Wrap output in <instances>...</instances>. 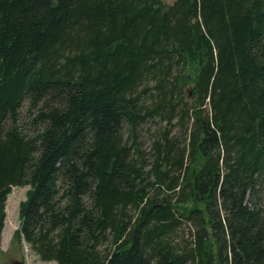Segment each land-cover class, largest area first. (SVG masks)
I'll list each match as a JSON object with an SVG mask.
<instances>
[{
	"label": "trees",
	"instance_id": "1",
	"mask_svg": "<svg viewBox=\"0 0 264 264\" xmlns=\"http://www.w3.org/2000/svg\"><path fill=\"white\" fill-rule=\"evenodd\" d=\"M12 186L40 261L264 264V0H0Z\"/></svg>",
	"mask_w": 264,
	"mask_h": 264
},
{
	"label": "rangeland",
	"instance_id": "2",
	"mask_svg": "<svg viewBox=\"0 0 264 264\" xmlns=\"http://www.w3.org/2000/svg\"><path fill=\"white\" fill-rule=\"evenodd\" d=\"M164 3H171L173 0H163ZM177 127L175 128V130ZM177 132V131H176ZM146 134H143V137ZM144 146H148V141L143 138ZM28 186H12L10 193L7 195L5 203V219L1 232L0 246L2 253L0 254V264H15L23 262V264H56L55 261H40L38 257L30 250L29 245L21 241L18 243L12 239L15 229L19 226L18 204L26 197ZM180 224L174 233V241L178 246L189 245L196 231V223L194 220L180 219ZM16 261V262H15Z\"/></svg>",
	"mask_w": 264,
	"mask_h": 264
},
{
	"label": "water",
	"instance_id": "3",
	"mask_svg": "<svg viewBox=\"0 0 264 264\" xmlns=\"http://www.w3.org/2000/svg\"><path fill=\"white\" fill-rule=\"evenodd\" d=\"M16 264H23V262H16Z\"/></svg>",
	"mask_w": 264,
	"mask_h": 264
},
{
	"label": "flooded vegetation",
	"instance_id": "4",
	"mask_svg": "<svg viewBox=\"0 0 264 264\" xmlns=\"http://www.w3.org/2000/svg\"><path fill=\"white\" fill-rule=\"evenodd\" d=\"M16 262V261H15ZM16 264V263H15Z\"/></svg>",
	"mask_w": 264,
	"mask_h": 264
}]
</instances>
